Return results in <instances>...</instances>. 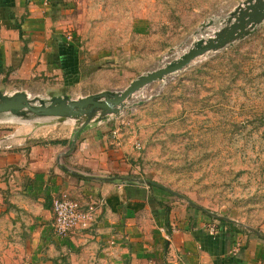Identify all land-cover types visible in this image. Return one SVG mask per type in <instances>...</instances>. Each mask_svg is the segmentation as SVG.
<instances>
[{
  "label": "crops",
  "instance_id": "1",
  "mask_svg": "<svg viewBox=\"0 0 264 264\" xmlns=\"http://www.w3.org/2000/svg\"><path fill=\"white\" fill-rule=\"evenodd\" d=\"M153 14L104 0H0V91H23L31 101L110 92L126 78L116 49L123 31L131 47L154 40ZM87 24L101 25L92 31L103 42ZM22 117L19 130L0 137V264H264L262 231L145 182V157L124 121L97 117L78 132L71 118ZM47 125L54 132L40 134ZM65 195L93 210L86 226L60 236L53 204Z\"/></svg>",
  "mask_w": 264,
  "mask_h": 264
},
{
  "label": "rangeland",
  "instance_id": "2",
  "mask_svg": "<svg viewBox=\"0 0 264 264\" xmlns=\"http://www.w3.org/2000/svg\"><path fill=\"white\" fill-rule=\"evenodd\" d=\"M104 1L110 9L119 5L138 7L142 13L152 10L156 23V38L133 47L130 32L123 31L125 44L116 49L126 78L112 93L180 58L198 39L228 27L235 21L233 12L247 2L238 0L235 9L224 0ZM210 20L212 25L203 27ZM92 26L86 27L103 42L101 31H92L101 25ZM93 49L104 48L100 44ZM113 116L141 143L144 180L166 185L182 193L186 202L232 219L242 229L264 233V20L224 48L142 87ZM22 120L21 115L1 114L0 137L19 130ZM82 120L70 122L78 129ZM52 128L38 129L46 134L54 132Z\"/></svg>",
  "mask_w": 264,
  "mask_h": 264
},
{
  "label": "water",
  "instance_id": "3",
  "mask_svg": "<svg viewBox=\"0 0 264 264\" xmlns=\"http://www.w3.org/2000/svg\"><path fill=\"white\" fill-rule=\"evenodd\" d=\"M235 21L228 27L217 31L207 38H200L194 47L185 52L180 58L169 61L165 65L143 74L133 80L127 88L119 93L109 91L97 95L83 96L73 99L69 95L53 96L50 100L33 102L23 91L9 96L0 91V114L13 113L26 116L32 113L39 116L57 117L61 122L71 119H83L78 132L86 128L95 118L119 114L126 100L142 87L163 79L189 66L196 58L211 51H218L233 41L241 38L264 20V0H247L246 5L233 12ZM213 21L204 23L203 27L212 25ZM147 184L157 185L171 193V188L152 180H145ZM264 238V235H262Z\"/></svg>",
  "mask_w": 264,
  "mask_h": 264
},
{
  "label": "built area",
  "instance_id": "4",
  "mask_svg": "<svg viewBox=\"0 0 264 264\" xmlns=\"http://www.w3.org/2000/svg\"><path fill=\"white\" fill-rule=\"evenodd\" d=\"M2 41V23L0 22V42ZM137 146L141 144L137 142ZM93 207L82 209L80 204L69 198L62 196L57 198L53 204L55 231L60 236H66L71 230L78 226H86Z\"/></svg>",
  "mask_w": 264,
  "mask_h": 264
},
{
  "label": "trees",
  "instance_id": "5",
  "mask_svg": "<svg viewBox=\"0 0 264 264\" xmlns=\"http://www.w3.org/2000/svg\"><path fill=\"white\" fill-rule=\"evenodd\" d=\"M154 189H157L158 191H161V192H163L164 194H170V192L169 191H167L166 189H164V188H162V187H159V186H157V185H151ZM160 203V205H162V206H164V203L163 202H159ZM165 207V209H166V214H167V216L169 215V211H170V208L169 207H166V206H164ZM198 208V207H197ZM198 209H203V208H201V207H199ZM204 211H206V210H204ZM221 220H222V222H224V223H226V224H229L231 227V230L233 231V232H239L240 231V228H238V226L236 225V223L234 222V221H231V220H227V219H225V218H221ZM260 239H262V240H264V238L261 236V235H259L258 236Z\"/></svg>",
  "mask_w": 264,
  "mask_h": 264
}]
</instances>
